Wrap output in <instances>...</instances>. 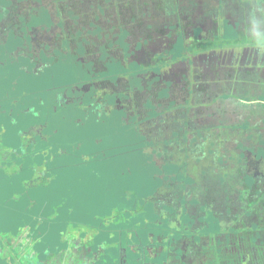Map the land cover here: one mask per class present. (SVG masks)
<instances>
[{
    "label": "trees",
    "instance_id": "trees-1",
    "mask_svg": "<svg viewBox=\"0 0 264 264\" xmlns=\"http://www.w3.org/2000/svg\"><path fill=\"white\" fill-rule=\"evenodd\" d=\"M52 1V4L56 5L55 12L61 25L63 26L66 23L67 28L70 30L69 37L67 40L64 39L65 44L61 46V52L65 51L62 55H68L69 59L63 60H71L70 67L77 73L82 70L81 67L83 66H87L86 69L88 68L91 72L89 73L90 78H80L82 75L77 74L75 82L57 84L54 86L55 88L45 89L44 91H49L48 95H50V98L47 95L46 101L41 98V95L39 96L36 104H40L39 106L48 111L49 121L56 126L54 133L60 131L67 133L68 131V134H72L70 125L66 126V130L63 124V122L65 123L64 120L69 118L65 117L63 110L68 105H74V107L84 106V108H87L86 112L89 115L97 112L100 121L114 116V112L107 113L108 109L101 107V104L105 101H111L113 94L110 91L104 94L97 91L96 79L98 76L108 78L114 82L117 76L119 78L123 77L127 80V87L132 90L134 88L143 90L144 86L140 80L142 77L147 78L149 80L148 84L154 86L149 101H153L155 96H157L156 98L163 97L167 99L175 94H185V104L176 105V102H172L168 105L167 111L171 112L178 108L187 113L190 106L186 103L191 101L193 89L197 86L204 87L208 85L207 82L199 81L201 74L198 72V67L200 66L192 65L194 61L192 56L198 52H209L210 46L214 45L226 49L235 40L230 38V36H233L231 34L233 32L236 33L238 38H236L234 46L239 44V39L246 36L242 28L244 20L250 14L255 15L256 13L264 18V0H261V2L259 0H211L216 6L228 7L231 19H227L225 25L213 26V29L206 30L201 27L192 28V24L186 25L185 27L192 28L190 29L191 34L186 28L184 29L180 9L183 7L182 12L187 9L194 12V9L198 7L199 0H169L168 2L171 3L157 8L151 0H134L131 3L129 0H0V21L5 20L10 23L8 30H4L5 34L3 35L7 39H12L9 42H15L13 44L14 48L4 54L8 55L11 64H15L13 65L14 68L17 67L16 63H18V68L24 75H26V72L21 66H24L26 71L29 72L30 63L34 64V66H30L32 69L37 67V58L34 53L26 50H24L26 54L19 53L15 55L17 46L20 44L18 39L29 38L28 32L33 26L32 21L34 20L46 21L44 28H51L54 18H51L53 14L49 13L47 8L43 9L44 13L43 11L39 12L38 17L32 11H34L33 5H48ZM86 2H88L86 6L91 8L84 9L82 7ZM205 2L207 3V1ZM24 3H29L32 6L30 8L31 12L24 10ZM102 5L105 8L102 9ZM8 6L9 8H7ZM106 9L109 14L107 26L97 24V16H92L96 15L97 12L106 15ZM241 19H243L242 23ZM89 35H98L101 39L98 45L95 44L97 48L93 54L100 55L98 61L105 64L103 70L99 69L100 71H98L97 59L94 56L87 58L89 55L88 45H92L88 38ZM210 37L211 39H209ZM156 38L165 39V42H159ZM212 40L214 41L212 42ZM1 42L3 41H0V45ZM160 46H164V48L160 49ZM155 51L158 52L157 56L149 61L143 58L130 60L127 57L128 53ZM117 52L125 57L123 59L108 57L109 54ZM183 56L187 58H183ZM58 57V55L55 57L51 55L50 58L55 61L51 64V67L57 62L63 61L59 60ZM24 61L26 63H23ZM40 61H43V59ZM117 61L124 62V64L117 66L115 65ZM44 70H46V66L38 68L37 71L35 70L36 75L41 74ZM161 70H164L166 74L161 73ZM102 71H106V73H99ZM153 73L156 76L151 79ZM164 76L167 77V80L161 83L163 86L157 95L161 84L156 82L161 78L164 79ZM171 78L173 79L170 80ZM176 78H181V82L176 83ZM7 80L12 81V78H7ZM34 92L36 91L27 90L20 97L25 103L24 118L26 114L31 117L37 115L36 110L33 109L34 107L30 103L31 96L36 94ZM236 98L240 100L238 93ZM8 99L15 100L13 97ZM231 100L236 99L231 98ZM43 101L47 103L46 106H43ZM151 108L145 119H151L158 115L154 105ZM110 110L112 109L110 108ZM126 113L125 116H127ZM184 113L181 114V117L168 115L167 118L168 136L166 138L171 141L174 136H177L176 141L179 144H174L175 146H181L184 140L192 145L193 139L189 136H199L201 138V136L203 137L202 133L205 134L204 136L209 134V127L199 128L194 123L191 124L192 117L190 113ZM118 116L124 115L119 114ZM138 118L139 115L134 120L136 121ZM77 121L76 118L73 123ZM132 125L134 123L124 128L126 134L133 132ZM120 126L126 125L120 121ZM120 126L118 122L117 127ZM235 126L239 127V124H235ZM112 137L110 136V139ZM122 137L131 139V136ZM239 137L241 138V144L244 136ZM133 138L139 140L142 136H133ZM231 141L230 147L234 148L236 141L234 139ZM199 143L198 141L197 147L200 148ZM172 146L169 147L170 150ZM155 151L159 152V150ZM184 151L188 153L186 150ZM216 151L214 150V153ZM251 152V158L242 164L245 165L244 168L241 167L238 170L241 182L234 181V185L229 188L223 186L225 179L220 178L221 176L215 184L218 188H212L209 183L204 181V175L207 173L204 168L202 169V178L197 179L190 174L188 161H169V163L179 164L178 169L171 172L164 169L161 184L157 186L155 193L149 197L153 200V203L149 205L155 206V210L152 211L156 212L158 210L161 214L166 215L164 217L166 219L165 226L161 230L163 234L159 235L162 242L167 244L163 246L166 258L163 264H229V257L232 263L236 257L238 258L237 261H243L242 264H264V234H262L264 233V145L255 147ZM59 153V155H62L66 152L61 151ZM153 156L155 159L156 155ZM218 157L222 156L218 155ZM245 159L246 157L240 158V160ZM195 160L201 162V158L195 157ZM227 174H231L230 170L224 172V175ZM207 178L209 177L207 176L205 179ZM161 188L163 195L159 194ZM168 189H173L171 190L172 200L164 198L168 196ZM174 189H178V191ZM162 221L161 224H163ZM230 231L234 233L231 234L233 235V244L239 246L242 242L248 247L245 251L233 252L231 256L226 249L230 236L228 232ZM162 238H166V240Z\"/></svg>",
    "mask_w": 264,
    "mask_h": 264
},
{
    "label": "rangeland",
    "instance_id": "rangeland-1",
    "mask_svg": "<svg viewBox=\"0 0 264 264\" xmlns=\"http://www.w3.org/2000/svg\"><path fill=\"white\" fill-rule=\"evenodd\" d=\"M167 3L171 2L167 0ZM25 5H27L25 8L28 9V3H25ZM203 10L207 11L205 8ZM252 18L253 16L250 14L248 17L249 22ZM184 21V29L186 28L191 33V27L185 26L192 23L187 17L184 18ZM191 21L193 22L192 19ZM201 22H204L205 26H212L211 23H206L208 22L206 17L198 18L196 15V21L193 25L195 26V24ZM254 25H256V21ZM52 27V32L49 34L47 32L39 34L40 36L47 35L48 38L44 37V40H39L37 43L49 42L47 45L54 52H52L54 57L58 55L59 60H68V55H62L65 51L58 50L61 45L60 40L64 35H58L60 27L57 23ZM3 34L5 32L0 33L2 36ZM231 34L233 36H230V38L235 40L229 45L234 46L237 35L235 32ZM257 34H260L259 31H257ZM36 38H38V35H36ZM88 38L92 45H88L89 55L87 58L100 57L99 54H93V52L101 39L98 35H89ZM258 38L250 39L252 43L260 42L264 39V34H260ZM14 43L8 41L7 47L0 45V62L2 61L0 63V107L3 108L6 119L12 118L10 122L7 121V128L13 127L14 123L17 124L13 128L14 131L18 130V136L5 137L8 146L5 147L6 152L0 160L3 175L10 180L11 185L17 186L14 192H10V198L18 201L21 196H33L28 200V203L31 204L28 209L33 208L32 211L35 213L53 214V216L65 214L66 217H69V230L104 232L112 235L119 233L117 231L123 233L131 231L135 234H144L145 237L142 238L147 241H151L153 239L151 236L155 235L154 239L157 243L161 240L159 232L165 226L166 219L164 217L166 215L161 214L158 210L156 212L152 211L155 210V206L149 205L153 203V200L149 197L155 193L157 186L161 184L164 169L167 172L178 169L179 164L169 163V161H188L189 172L197 179L202 178L201 174L204 168L207 172L204 175V181L209 183L212 188H218L215 184L220 178L225 179L223 182L225 188L234 185V181L241 182L238 169L244 168L245 165L241 163L239 151H232L228 155L221 154L222 157L216 156L219 148L217 144L222 136H201V138L199 136H189L193 139L192 145L184 140L181 146L174 145L179 144L176 141L177 136L169 141L166 136H146L145 138L140 134L139 136H142V138L137 140L133 138V136H138L136 132L125 133L124 128L131 125V123H126V118L121 120L126 126H120L121 118L119 116L114 115L100 121L97 112L89 115L86 112L87 108H84V106L74 107V105H68L63 109L65 117H69L68 123L72 134H68V131L67 133L65 131L54 133L56 126L49 121L48 111L39 106L40 104H36L39 96L41 95V98L46 101L49 91H44L45 89L55 88L54 86L57 84L75 82L78 75H82L80 78H90L89 73L91 72L88 68L86 69L87 66L81 67L82 70L78 73L75 72L70 67L71 60L57 62L51 67V64L55 61L50 58L45 59L43 62L39 61L37 69H32L30 66H34V64L30 63L29 72L26 71L24 66H21L26 72V75H24L19 70L18 63H16L17 67L14 68L13 65L15 64H11L8 55L4 54L14 48ZM19 43V46L15 44L18 47L15 55L19 53L26 54L24 50L34 53L33 50L26 48L29 46V41L21 39ZM238 43L250 44V40L243 36ZM215 50L220 51L221 48L216 47ZM44 66H46V70L36 75L35 70L37 71L38 68ZM99 73H106V71ZM24 76L26 77L24 78ZM7 78H12V81L7 80ZM99 78L98 76L96 82ZM99 83L100 85L110 86L115 82L104 78L100 79ZM121 84L123 88L121 93L125 94L124 88L127 82L122 80ZM205 87H208V85ZM27 90L36 91L34 92L36 94L31 96L30 103L34 107L33 109L36 110L37 115L31 117L26 114L24 120H21L24 117L25 103L20 97ZM11 97L15 100L8 99ZM48 98H50V95H48ZM235 99L237 100V98ZM173 100H177L179 104H184L185 96L175 94L170 98L161 100V102L169 105L175 102ZM220 100L223 102L225 97L222 96ZM45 101L42 102L43 106L47 104ZM195 102L197 101L195 100ZM36 105L38 106L36 107ZM5 111L8 113L7 117ZM76 118L78 121L73 123ZM2 120L4 121V118ZM236 120L238 121V118L233 117V121L236 122ZM82 122H84L83 125H81ZM118 122L120 127H117ZM198 122H202V120H194L191 124L197 125ZM202 125L200 123L199 127ZM239 127L241 128V126ZM2 134L0 136H3ZM61 135L70 137L61 139ZM19 136H22V139ZM110 136H113L112 139H110ZM122 136H131V139ZM197 137L199 139H195ZM198 141L200 142V148L197 147ZM237 141L241 142V138L239 137ZM244 141L245 136L243 137ZM248 141L252 142L249 148L254 149L258 144L262 145L263 143L264 145V136L260 140L256 136H249ZM33 142L35 147L32 151L31 144ZM237 143L235 142V144ZM171 146L170 150L169 147ZM240 148H242V145ZM155 150H159V152ZM184 150L188 153H185ZM214 150L217 151L214 153ZM61 151L66 153L59 155ZM153 155H156L155 159ZM195 157L201 158V162H197ZM164 164L165 166L162 167ZM23 166L28 169L23 168ZM229 170L231 174L224 175V172H229ZM207 176L209 178L205 179ZM219 176L221 177L219 178ZM165 184L168 188L167 182ZM160 190L159 194L163 195L162 188ZM171 190L173 189H168V196L164 198L172 200ZM174 190L178 191V189ZM161 221L163 224H161ZM146 233H148V236ZM0 238L8 245L13 244L11 242L13 239H7L6 234L0 233ZM162 239L166 240V238ZM116 245L118 246L119 243ZM128 245H135V243L125 241L124 246L127 247ZM15 262H17L16 258Z\"/></svg>",
    "mask_w": 264,
    "mask_h": 264
},
{
    "label": "flooded vegetation",
    "instance_id": "flooded-vegetation-1",
    "mask_svg": "<svg viewBox=\"0 0 264 264\" xmlns=\"http://www.w3.org/2000/svg\"><path fill=\"white\" fill-rule=\"evenodd\" d=\"M154 2L155 8L166 6L167 0H151ZM169 1V0H168ZM198 7L194 9L193 11H190V9L183 10V7L181 10V17L183 25L185 24L184 18L187 17V19L194 24V21H196V15L198 18L206 17L207 21L206 23H211L212 26H205L204 22H201L200 24L193 25L192 28H203L206 29H213V26H219V25H225L227 19H231L230 11L228 10V7H219L214 4L211 0H199ZM207 1V3L205 2ZM129 2H134V0H129ZM48 5H33L32 11L30 8L32 7L28 3V9L25 8L27 5L25 3L23 4L24 10L26 12H34L33 14L38 17L39 12L43 11L44 8H47L49 10V13H52V21L53 24L51 25L50 29L44 28L46 25V21H38L34 20L32 21L33 26L31 29H29V38H20L18 40L24 39L25 41H29V46L26 48L28 50H33L36 58L37 63L41 59H49L51 55H53V51L49 49V42L44 43H37L39 40H44V37H47V35H39L40 33H50L52 32V26L57 23L60 27L59 36L64 35L62 40H60V47L58 50H61V46L64 45V39L69 37L70 30L67 28L66 23L62 26L60 23V20L58 19V16L56 15V5L52 4ZM88 2L82 6L84 9H89L90 6H86ZM133 6V5H132ZM22 7V8H23ZM35 7V8H34ZM64 7V6H63ZM9 8V6L7 7ZM91 8V7H90ZM101 8H105V6H101ZM203 8L207 9V11H204ZM42 9V10H41ZM98 9V8H97ZM106 11L105 14H101V12H97L96 15L90 14L92 17L97 16L96 23L102 26H107L109 19V14ZM44 13V11H43ZM192 13V14H191ZM210 15V16H209ZM209 16V17H208ZM253 18L250 20L248 17L244 20V24H242V27L244 28V34H246V38L250 40V44H236L234 47L228 45V47L221 49L220 51H216L214 46H210L209 52H198L195 55L192 56V59H194L193 64L194 66H200L198 67V72L201 74V78L199 81L207 80L208 87H202L197 86L193 89L192 92V98L191 101H187L186 104H188L190 107L189 111L187 113H190V116L192 117L191 122L194 120L202 122H198L199 124L202 123L203 125L199 128H207L209 127V134L208 136L216 135V136H222L220 138V142L217 144L219 146V150L221 152L227 151L228 155L232 151H239V154L241 157L245 158V160H242L241 163L245 162L251 158L252 150L249 148L251 146L252 142L250 143L248 141L249 136H256L259 140L264 136V39L260 42L252 43L250 38L253 39H259L260 34H264V18L262 15H259L256 13L255 15H252ZM58 20H55V19ZM98 18H100L98 20ZM193 22L191 21V19ZM243 20V19H241ZM211 21V22H210ZM256 21V25L255 24ZM242 23V21H241ZM14 24V23H12ZM16 24V23H15ZM156 24V22H155ZM10 23L6 22L5 20L0 21V31L5 32L4 30H8ZM70 25V23H69ZM71 26V25H70ZM161 28H163L160 25ZM190 28V29H192ZM251 28V29H249ZM189 29V28H188ZM257 31H259L260 34H257ZM0 32V33H1ZM157 33V32H156ZM67 34V36H65ZM36 35H38V38H36ZM48 38V37H47ZM51 38H53L51 36ZM211 39V37L209 38ZM2 46L7 47L8 41L12 39H7V37H4V35H0V41ZM156 40L164 41L165 39L156 38ZM52 41V40H51ZM214 40H212L213 42ZM165 42V41H164ZM38 46V52L37 50ZM51 45V44H50ZM36 48V49H35ZM164 46H160V49H163ZM53 52V53H52ZM158 52H144V53H128V59L133 60L137 58H143L144 60L147 59L148 61L151 60V58L156 57ZM56 55V54H55ZM190 55V54H189ZM109 58H115V59H123L125 56L121 53H111L108 56ZM97 59V66L98 71L99 69L103 70L105 67V64L102 61H98ZM41 61V62H43ZM124 64V62H115V65ZM162 65V64H161ZM185 65V64H183ZM197 70V69H196ZM156 72V71H155ZM164 70H161V73H163ZM165 73V72H164ZM166 74V73H165ZM115 76V75H114ZM156 76L155 73L152 74V78ZM117 76L115 79V83L113 85L107 86V85H100L99 80L104 79V77H101L98 79V84H96L97 91L100 93H106L110 91L112 93V99L111 101L107 100L103 104H101V107L107 108L108 112H114L116 116L119 114H122L124 116H119L121 120L123 118L127 119V124L134 123L133 132H137L138 135L143 136H168L167 133V118L168 115H172L174 117H181V114L184 113V111L178 108H175L173 111L169 112L167 111V103L164 104L161 102V100H164L163 97H154L153 101H149L151 99V95L153 92V87L148 84L149 80L147 78L142 77L140 80L144 86L143 90H139L138 88H134L133 90L126 86L124 88L125 94L121 93L122 91V84L121 81L127 80L123 77L119 78ZM171 78L170 80H172ZM167 80V77L164 76V79H160L156 83H162ZM176 83L181 82V78L175 79ZM150 86V87H148ZM163 84L160 85V88L157 91V95L159 93V90L162 88ZM84 88V87H83ZM238 93V98L240 100H234L232 101L231 98H236V94ZM222 94V95H221ZM163 95V93H162ZM185 96V94L183 95ZM188 95L186 94V97ZM225 97V100L221 102L220 98ZM198 98V99H197ZM193 99V100H192ZM197 102H195V100ZM176 102V105L179 104ZM185 104V101H184ZM154 105L156 112L158 115L156 117H152L151 119H145L148 112L152 109L151 106ZM110 108L112 110H110ZM183 108V107H182ZM144 109V110H143ZM125 112H127V116H125ZM184 113V114H187ZM139 115V118L135 121L134 118ZM233 117H237L238 121H233ZM69 119V118H68ZM145 119V120H144ZM133 120V121H132ZM64 128L67 130L66 126L69 125L68 120H64ZM197 123V126L199 124ZM235 124H239L240 127H236ZM225 125V127H223ZM196 126V125H195ZM223 127V128H222ZM214 129V130H213ZM217 132V133H216ZM198 133V132H197ZM204 136L205 134L202 133ZM201 136V134H200ZM239 136H245V141L241 143L240 147H237L236 145L233 147H230L232 141L239 138ZM150 138V137H149ZM225 142V144L223 142ZM263 141V140H262ZM261 141V142H262ZM258 144L257 146H259ZM263 145V143H262ZM249 154V155H248ZM244 163V164H245ZM240 170V169H238ZM250 170V169H248ZM229 236V243L226 246V249L229 255L233 252H242L245 251L246 248H248L246 245H244L242 242L239 246L232 243V238L234 234L231 231ZM241 258V257H240ZM235 257L232 263L230 261L229 257V264H242L243 261L239 260ZM249 264V263H248Z\"/></svg>",
    "mask_w": 264,
    "mask_h": 264
},
{
    "label": "crops",
    "instance_id": "crops-1",
    "mask_svg": "<svg viewBox=\"0 0 264 264\" xmlns=\"http://www.w3.org/2000/svg\"><path fill=\"white\" fill-rule=\"evenodd\" d=\"M2 111L4 112L0 107V134L4 131L3 136H0V160L6 152L5 147L8 146L5 137L18 136V130L15 132L13 129L17 124L13 123L14 126L8 129L7 121L10 122L12 118L6 119ZM5 115L8 116L6 111ZM21 120H24V117ZM61 136V139L70 137ZM19 138L22 139V136ZM235 145L240 147L241 144ZM34 147L33 142L32 151ZM223 150L224 152H221L218 148L216 156L227 154L225 148ZM23 168L28 169L25 166ZM14 189H17V186L11 185L10 180L3 175L0 161V233L6 234L7 239H13L10 240L13 244L8 245L0 238V264H163L166 261L163 247L166 243L162 240L156 243L155 235L151 236V241H147L142 238L145 237L144 234L131 231H117L119 233L112 235L69 230V217L65 214L53 216L35 213L33 208L28 209L31 205L28 200L33 196H21L15 201L10 198V192H14ZM159 234L163 232L160 231ZM146 235L148 236V233ZM125 241L135 245L125 247Z\"/></svg>",
    "mask_w": 264,
    "mask_h": 264
}]
</instances>
